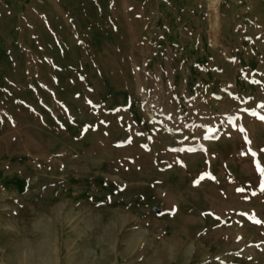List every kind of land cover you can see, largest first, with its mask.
Listing matches in <instances>:
<instances>
[{"label":"rangeland","instance_id":"obj_1","mask_svg":"<svg viewBox=\"0 0 264 264\" xmlns=\"http://www.w3.org/2000/svg\"><path fill=\"white\" fill-rule=\"evenodd\" d=\"M261 117L264 0H0V264H264Z\"/></svg>","mask_w":264,"mask_h":264},{"label":"snow or ice","instance_id":"obj_2","mask_svg":"<svg viewBox=\"0 0 264 264\" xmlns=\"http://www.w3.org/2000/svg\"><path fill=\"white\" fill-rule=\"evenodd\" d=\"M261 119H264V117H261ZM253 156H255V153H252ZM257 169L261 174L262 177V184H264V168H260L259 164H257Z\"/></svg>","mask_w":264,"mask_h":264}]
</instances>
